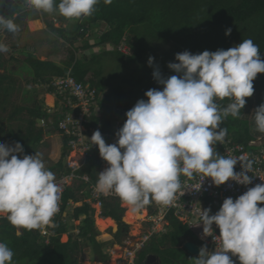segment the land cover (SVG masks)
<instances>
[{"label": "clouds", "instance_id": "obj_1", "mask_svg": "<svg viewBox=\"0 0 264 264\" xmlns=\"http://www.w3.org/2000/svg\"><path fill=\"white\" fill-rule=\"evenodd\" d=\"M100 2L59 0L57 4L56 0H24L30 8L50 14L58 11L68 19L93 15ZM103 2L111 4L112 0ZM6 4L14 6L7 1ZM1 9L3 11L2 6ZM4 29L13 33L18 30L13 19L0 13V30ZM231 31L227 28L225 35H230ZM8 50V46L0 42V52ZM175 60L178 62L168 64L175 75L165 78L158 67L154 70L153 77L163 85L162 90H147L144 93L147 100H137L120 118L126 121L115 134L116 143H106L98 129L90 137L92 144L98 146L100 157L108 164L99 172L95 190L105 196L115 193L133 211H140L153 201L172 206L182 187L181 175L203 174L216 186L229 180L242 185L252 182L247 174L252 171L251 159L221 156L214 146L218 142L222 144L227 135V128L221 127L223 120L229 115L240 117L246 105L245 98L254 94L253 81L258 73H264L259 45L248 38L226 50H204L198 54L185 50L176 53ZM153 62L154 57L150 56L149 66ZM224 98L232 102L221 108L216 100ZM54 101H58L57 97ZM44 109L47 112L48 108ZM253 113L256 131L264 133V103ZM44 117L51 123L49 114ZM54 125L58 126L57 121ZM238 162L241 170L237 172L234 166ZM69 173L56 178L46 167L42 153L24 154L20 142L15 141L13 145L0 142V216L6 217L11 225L28 231L41 233L40 229L46 226L54 227L53 217L62 204H59L61 189L56 181L68 177ZM79 180L74 179L68 188ZM200 188L201 185L198 190ZM210 212V207L203 209L200 222L192 225L202 223L203 235L212 236L215 224L219 228L220 245L214 250L202 245L194 264H236L232 256H236L240 264H264V183L248 188L235 199L225 198L215 214L210 215ZM149 214L158 215L159 212L150 211ZM149 230H145L138 244ZM20 234L18 231L17 235ZM144 246L133 249L136 255L134 258L128 255V264L145 263L147 257L144 262H138L139 251ZM13 256L8 244L0 241V264H14Z\"/></svg>", "mask_w": 264, "mask_h": 264}, {"label": "trees", "instance_id": "obj_2", "mask_svg": "<svg viewBox=\"0 0 264 264\" xmlns=\"http://www.w3.org/2000/svg\"><path fill=\"white\" fill-rule=\"evenodd\" d=\"M57 4L59 0H56ZM4 5V7H3ZM3 11L6 15L7 10L12 15L17 11L18 7L7 6L6 0L2 3ZM18 8V9H16ZM264 11V0H112L111 4H105L103 0L96 6V11L89 17H84L83 21L76 25L73 30V36L68 34L65 28H55L59 34L70 42L69 54L66 59L60 62L53 60H41L32 56H26L25 59L33 71L32 83L49 84L54 76H68L72 74L78 80L91 83L92 87L97 90L99 95L106 91L108 85H112L111 89L102 97H97L100 113L93 115L88 128L98 129L105 142L111 144L113 126L117 119H120L126 112L130 110L137 100L147 97L144 93L151 89L157 88L162 90L163 85L156 82L153 77L154 70L158 67L162 75L167 78L176 73L168 67L169 62H178L175 60V54L185 50L193 54H198L204 50L215 51L219 48L228 49L233 47L232 44L240 43L243 39H247L248 32L240 31L242 24H248V21L258 13ZM50 14L43 12V14ZM198 13V16L196 15ZM30 20L38 17L31 11L27 10L23 13ZM105 22L108 29L102 34L97 42L91 43L89 39L81 47L75 46L77 37H84L85 31L81 30L86 23L97 24ZM33 25H41L39 21H32ZM231 28V34L225 35V30ZM259 31L261 29H258ZM255 31V29H254ZM130 33V34H129ZM69 36H68V35ZM257 36V42L260 47L261 59H264V37ZM128 35V36H127ZM123 39H126L129 53L126 54L115 46H119ZM173 43V58L166 53L164 56L169 58L163 65H156L154 68L147 67L143 75L125 76L119 72L113 71L109 79L102 78V66H98V56L93 53L90 58L85 55L78 58L79 49L86 51L94 46H104L106 44L113 45L115 49L104 50L102 53L110 55L109 64L113 61H119L120 64L126 65L128 62H134L137 59L143 60L146 51L156 53L157 48ZM117 49V50H116ZM107 57H109L107 55ZM133 57V58H132ZM6 67L5 61L0 58V68ZM102 69V70H101ZM9 74H0V106L4 110L7 108L4 103L8 101V93L12 88L6 84ZM254 94L246 97V105L241 110L239 118L229 115L223 120L221 127L227 128V134H231L239 141H247L251 139V133L254 124L247 119L242 118L243 113L253 102L255 94L259 105L264 103V73H258L253 81ZM51 87V86H50ZM51 88L47 91H52ZM34 92L30 100L32 105H21L15 107V110L7 116L10 123L9 138L12 142L18 141L23 145L24 154H34L38 145L43 141L46 131L45 128L39 127L37 121L44 116H48L44 109L43 102L39 100L37 88L33 86ZM261 96L259 97V95ZM259 98V99H258ZM220 100L219 106L226 107L230 101L229 98ZM27 116V118H26ZM17 121V125L13 124ZM115 121V122H114ZM12 126V127H11ZM0 130L6 129L0 124ZM62 136V158L54 167H49L51 171L58 168L57 173H71V168L65 164L64 157L68 156L71 150L69 142L74 136ZM59 145L61 144L60 139ZM92 152L87 155L84 165L77 171L80 180L77 185L67 189L63 196L61 210L54 217V227H50L52 235L49 242L39 232V230L28 231L23 228H17L3 217L0 223V241L8 244L13 250L14 264H81L80 253L84 249V245L91 246L95 251L96 259L106 263L109 255L105 253L106 240H102V234L95 226L93 214L94 208L87 201L89 197L88 188L92 184H96L99 176L101 165L105 162L100 157L98 146L92 145ZM20 155V154H17ZM89 176V181L83 179V176ZM70 201H82L84 204L76 207L73 212V218L78 220V225L70 224L63 218V213L67 209ZM130 208V212H131ZM127 210L121 206V202L116 199L105 198L103 202L104 216H111L119 223V230L115 234L117 239L115 243H122L129 233V226L123 221L124 213ZM129 212V213H130ZM81 219V216H84ZM113 218L107 219L114 221ZM167 219L169 220V231L162 237V244L166 245L161 249L159 244L154 250L160 252L162 256V264H179L190 262L193 255L182 256L186 249L182 245L189 240H199L197 235L189 226L183 224L176 216L174 211L169 212ZM70 227L77 228V232L70 233ZM20 235H17V232ZM69 233L67 241H62L63 234ZM158 237L153 236V241ZM201 242V240H200ZM151 246V245H150ZM150 246H144L138 257V262L142 263L147 255L153 253ZM155 253V252H154ZM179 262V263H178Z\"/></svg>", "mask_w": 264, "mask_h": 264}, {"label": "rangeland", "instance_id": "obj_3", "mask_svg": "<svg viewBox=\"0 0 264 264\" xmlns=\"http://www.w3.org/2000/svg\"><path fill=\"white\" fill-rule=\"evenodd\" d=\"M7 1V0H6ZM13 7L15 8V5L19 6L22 4V6L17 10V13L10 15V13H6V17L13 19L15 24L17 25V31L16 32H10L6 29L0 30V42L6 44L8 46L7 52H0V58L1 60L5 61L6 67L0 68V74H9V77L6 79V84L11 86L12 88L8 93V101L4 103L5 107L7 108L4 110L2 106H0V124L6 129L5 131L0 130V142H4L8 145H13V142L9 138V133L6 132L7 129L10 128L9 119H7V116L10 115L14 110L15 107L21 106V105H32V101L30 98L33 95L32 88L35 86L37 88V92L39 93V100L43 102L44 108H48V106H52L54 104V98L56 97V93L54 90L50 91V94L47 92V85L40 84L39 87L32 83V68L27 63L25 57L26 56H32L35 58H39L41 60H53L56 62H60L63 59H66V56L69 54V47L70 42H68L64 36L59 34V32L56 30H53V27L55 28H65L68 31V34L73 36V30H75L76 25L81 23L84 19L83 17L80 19H68L64 16L60 15L57 12H53L51 14L46 15L43 14V11L41 10H35L33 8L28 7L24 0H17L12 1ZM2 6V0H0V9ZM4 7V5H3ZM27 10L31 11L33 14H35L38 18L41 20V25H33L32 20L27 18L26 16H23V13H25ZM2 13V12H1ZM198 16V13H196ZM108 25L105 22H98L97 24L93 23H86L82 26V31H85L84 37H77L75 40V46L81 47L86 43V40L89 39V42L95 43L98 41V39L102 36V32L104 29H108ZM78 28V27H77ZM76 28V29H77ZM259 33L258 36L264 37V11L261 13L256 14L253 16L249 21L248 24H242L240 26V31L247 30L248 35L247 39L251 38L256 44L257 42V36L255 34ZM258 29H261L260 31ZM67 34V35H68ZM130 34V33H129ZM68 35V36H69ZM128 36V35H127ZM239 44L234 43L232 46ZM116 48L123 49L126 54L129 53V48L126 43V39H123L121 44L119 46H115ZM113 45L106 44L104 46H94L93 48L87 49L86 51H79L77 52L78 58H83L85 55L90 57L93 53H97L98 56V64L102 65L103 70L102 78L104 80L109 79V75L113 72H119L121 74H125V76H135L136 75H143L144 71L147 69V67L154 68L155 64L160 65L164 64L169 58H166L164 55L166 53H169V56H172L173 58V43H170L168 45H163L159 48H157L156 53L153 51H146V56L143 60L137 59L136 61L128 62L126 65L120 64L119 61H113L112 64H109L110 55L107 53H102L104 50H110L115 49ZM117 50V49H116ZM124 52V53H125ZM107 55L109 57H107ZM154 57V62L152 66H149L148 59L149 57ZM175 56V55H174ZM133 58V57H132ZM174 59V58H173ZM97 64V65H98ZM70 74V73H69ZM68 74V75H69ZM56 77H62V76H56ZM62 79V78H59ZM11 82V84H10ZM84 82V81H83ZM84 86H89V83L84 82ZM112 85H108L106 88V92H108L111 89ZM257 95L255 94V98L253 102L250 104V106L247 107L245 112L242 115V118L249 120L254 124V130L255 123H254V110L259 106ZM55 96V97H54ZM261 94L259 95V97ZM259 99V98H258ZM222 101H225L223 99ZM220 99L216 100V103L219 105ZM230 103V101H227ZM27 118V116H26ZM17 121H13L14 125H17ZM37 125L39 127H43V123L41 120L37 121ZM12 127V126H11ZM44 128V127H43ZM96 130V129H95ZM46 135L43 139V141L40 142L35 152H39L43 154V158L46 163V167H54L56 163H58L62 158V143L59 145V139L62 140V136L60 132L58 133L56 128L51 126L48 130L45 128ZM257 133H260L256 131ZM84 149H76L75 151H70L68 156L64 157V165H68V161L70 159L73 160V162H76L78 159H80V163L83 162V157L81 156V152H83ZM34 152V153H35ZM20 156V155H18ZM103 167V164L101 165V168ZM100 168V169H101ZM58 168H55L52 172L55 174V177L57 178L59 176V173H57ZM79 181H75L74 185H77ZM84 203L82 201L74 202L70 201L67 209L63 213V218L67 222H69L71 225L74 224L75 226L78 225V220L73 218V212L76 207L82 206ZM91 206L94 208V222L97 230L101 232L102 234V240H106V248L105 253L109 255L108 261L106 263L102 262L99 259H96L95 251L91 246L84 245L83 251L80 253V261L81 264H128L127 258H128V250L129 245L131 242L132 237H139L144 234V229L153 222L154 218L158 219L161 217L160 213L158 216L150 215L149 209L143 208L140 211H132L130 212V206L126 204V202H122L121 206L125 208L127 211L124 213L123 221L125 224L130 225L129 226V233L126 238H123L122 243H115L117 239L115 237V234L119 230V223L113 218L115 221L114 226H110V223H113L112 220L107 219V216H104L103 214V208L99 205L98 202L90 203ZM130 212V213H129ZM144 212V219L143 220H137L135 226L134 224L129 223L126 220V217L139 213ZM4 216H0V223L1 219ZM55 217V216H54ZM53 217V220H54ZM84 216H81V219L84 218ZM102 220H108L107 223L98 224L97 221L99 219ZM148 222V223H146ZM159 225H161L162 221H158ZM146 223V224H145ZM49 229L50 226H48ZM77 228L73 229L70 227V233L77 232ZM48 235H44L46 240H48ZM158 237V235H156ZM69 238V233L63 234L62 241H67ZM158 244V239L154 240L152 245L149 244L148 246L150 250H154L156 245ZM115 245H118L119 249H115ZM211 250V249H210ZM153 252H157V250H154ZM185 251L181 254L184 255ZM187 254V253H186ZM188 255V254H187ZM195 257L190 258V262L188 264H194ZM187 258L183 264L186 263ZM179 263V262H178Z\"/></svg>", "mask_w": 264, "mask_h": 264}, {"label": "built area", "instance_id": "obj_4", "mask_svg": "<svg viewBox=\"0 0 264 264\" xmlns=\"http://www.w3.org/2000/svg\"><path fill=\"white\" fill-rule=\"evenodd\" d=\"M83 84V82L78 81L71 74L65 77H54L49 84H44L47 85V88L52 87L56 93L58 101L52 107H48L47 110V113L50 115L51 123L47 119L48 117H44L42 119L43 124L47 125V127L53 126L54 128L62 130L64 135L74 136V138H72L69 142V145L71 146L70 151H75L78 148L84 149V151L81 152L83 162L80 163V159H78L76 162H73V160L70 159L69 167L71 168V173H69L68 177H62L60 180L56 181L61 189V199L59 204L62 203L64 193L71 182L74 179L80 178V175L77 174V171L81 169V167L84 165L87 155L93 150V144L90 137L95 129L90 128L89 130L88 125H90L89 123L93 115L100 113L97 97L104 96L99 95L97 90L94 88L90 86H84ZM55 121H57L58 126L54 125ZM125 121V118L119 119L114 124L111 144L116 143L117 137L115 134L118 129L123 126ZM250 146H255L258 148L251 149L242 143L236 142L229 135H226L222 144L218 142L217 145L214 146L216 151L221 156H247L253 161L252 171L251 173H247L252 177V182L250 184L242 185L236 183L235 181L229 180L224 184L216 186L213 184L210 177H204L203 174L195 173L192 177L181 175L180 180L182 187L180 192L177 193L176 199L172 206H163L153 201L151 204L144 207L149 209V211L159 213L162 211V209L166 208V213L164 216H161L162 220L160 219L161 217L158 219L154 218L150 226L152 229L149 230V232L141 240V243L138 245H140V247L144 246L151 236L158 233L159 231H163L157 230L156 227L157 224H159L158 221L166 220L169 212L172 210L177 216H180L185 223H188L192 228H194V226L198 225L192 224L200 222L203 209L210 207V215H212L214 214V206L221 205L225 198L232 197L235 199L247 191L248 188L254 187L259 183H264V180H261V178H264V136H258L256 139L252 140L250 142ZM106 167H108V164L105 161L99 172L103 171ZM234 170L237 172L241 170L240 162L234 166ZM85 176H83V179ZM87 177L88 179L86 181H89V176ZM95 185L96 184H92L88 188L89 197L87 198V201L89 203L98 202L103 208V202L105 198L116 199L120 201L121 204L124 202L115 193L105 196L97 192L95 190ZM200 185L201 188L198 190ZM183 192L184 194L182 195L181 193ZM60 210L61 208L59 206V211ZM154 216L157 217L158 215ZM40 231L43 235L52 234V230L49 229L48 226L40 229ZM50 235L48 236V240H46L47 242H49ZM218 235L219 231L213 233L208 239H205V242L210 245L211 250L213 247L211 244L215 246L214 249L218 248L220 245V238ZM199 236H201V234H199ZM229 254L231 255V253ZM128 255L130 258H134L136 255V250H130ZM232 259L236 262V264H240L236 256H232Z\"/></svg>", "mask_w": 264, "mask_h": 264}, {"label": "crops", "instance_id": "obj_5", "mask_svg": "<svg viewBox=\"0 0 264 264\" xmlns=\"http://www.w3.org/2000/svg\"><path fill=\"white\" fill-rule=\"evenodd\" d=\"M32 21H39L40 23H41V20L40 19H33ZM81 51H84L83 49H81ZM88 57V56H87ZM88 58H90V57H88ZM100 64H98V66H99ZM100 66H102V65H100ZM103 67V66H102ZM72 75V74H71ZM73 76V75H72ZM54 77H56V76H54ZM54 77H52V79L54 78ZM75 77V76H74ZM76 78V77H75ZM77 79V78H76ZM78 80V79H77ZM78 81H80V80H78ZM80 82H83V81H80ZM84 83V82H83ZM39 85L40 84H37V86L39 87ZM89 86L90 87H92V84L91 83H89ZM93 88V87H92ZM95 88V87H94ZM54 104H55V101H54ZM53 104V105H54ZM52 105V106H53ZM227 135H229L230 137H232L236 142H238V143H242V144H244V145H246V146H248L249 148H251V149H257L258 147H255V146H253V147H251L250 146V142L252 141V140H254V139H256L258 136H264V133H257L254 129L252 130V133H251V139L250 140H247V141H239V140H236V138L234 137V136H232L231 134H227ZM222 205V204H221ZM221 205H219V206H214V208H213V212H214V214H215V212H217L218 210H219V208H220V206ZM166 208H164V209H162V211H160V215L161 216H164L165 215V213H166V210H165ZM133 211V210H132ZM177 216V215H176ZM178 218H179V220L183 223V224H185V225H187V226H189L190 227V229L191 230H193L194 232H195V234H197V237H198V239L199 240H193V241H196V242H198L201 246L202 245H206L207 246V248L210 250L211 249V247H210V245L207 243V242H205V239L207 238H209L210 236H205V235H203V224H200V225H198V226H194V228H192L188 223H185L183 220H182V218L180 217V216H177ZM111 218V217H110ZM99 219V218H98ZM161 220H162V217L160 218ZM115 221V220H114ZM113 221V223H110V226H114V222ZM146 223H148V222H146ZM145 223V224H146ZM151 224L152 223H150L149 225H147V227L144 229V232H145V230L146 229H152V228H150V226H151ZM169 220L168 219H166V220H163L162 221V223H161V225H159V224H157V230L159 231V230H163L162 232H158V233H156V235H158V244L160 245L159 247L161 248V249H164L165 247H166V245H164V244H162V242H161V239H162V237L169 231ZM213 233H215V232H217V231H219V228L215 225V224H213ZM212 233V234H213ZM199 234H201V236H199ZM142 237L141 236H139V237H132L131 238V242H130V245H129V250H132L133 251V249L136 247V246H138L137 244H138V242L140 241V239H141ZM200 240H201V242H200ZM190 241V240H189ZM187 242V241H186ZM185 242V243H186ZM152 243H153V238H151L148 242H147V244H146V246H148L149 244H151L152 245ZM184 243V244H185ZM184 244L182 245V247H184ZM157 246V245H156ZM214 249V247H212V250ZM128 250V251H129ZM141 251V250H140ZM140 251H139V253H140ZM186 253L188 254V255H191L190 253H188L187 251H186ZM186 253H184V256H188ZM151 254H154V252L153 253H151ZM155 254L156 255H158L159 256V259H160V264H161V262H162V256H161V253L160 252H155ZM230 255V254H229ZM193 256H195V255H193ZM179 264H182V263H179Z\"/></svg>", "mask_w": 264, "mask_h": 264}, {"label": "water", "instance_id": "obj_6", "mask_svg": "<svg viewBox=\"0 0 264 264\" xmlns=\"http://www.w3.org/2000/svg\"><path fill=\"white\" fill-rule=\"evenodd\" d=\"M12 1L13 0H7V3L11 5ZM15 6L17 7V5ZM200 247L201 245L193 240L187 241L184 244V248L187 250V252L195 256H198ZM144 264H160L159 256L156 254H149Z\"/></svg>", "mask_w": 264, "mask_h": 264}, {"label": "bare ground", "instance_id": "obj_7", "mask_svg": "<svg viewBox=\"0 0 264 264\" xmlns=\"http://www.w3.org/2000/svg\"><path fill=\"white\" fill-rule=\"evenodd\" d=\"M142 211H144V209L142 210ZM144 212H139V213H135V214H131V215H129V216H127L126 217V220L129 222V223H131V224H136V221L137 220H143L144 219ZM108 222V220H102V219H99L98 221H97V223L98 224H101V223H103V224H105V223H107ZM135 226H137V224L135 225ZM213 247H215L213 244H211ZM115 249L117 250V249H119V247H118V245H115Z\"/></svg>", "mask_w": 264, "mask_h": 264}, {"label": "flooded vegetation", "instance_id": "obj_8", "mask_svg": "<svg viewBox=\"0 0 264 264\" xmlns=\"http://www.w3.org/2000/svg\"><path fill=\"white\" fill-rule=\"evenodd\" d=\"M155 254V253H154ZM161 264H162V262H161Z\"/></svg>", "mask_w": 264, "mask_h": 264}]
</instances>
